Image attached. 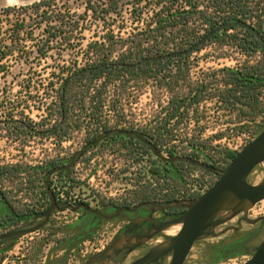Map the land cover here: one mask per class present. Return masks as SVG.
I'll return each instance as SVG.
<instances>
[{"label":"rangeland","instance_id":"rangeland-1","mask_svg":"<svg viewBox=\"0 0 264 264\" xmlns=\"http://www.w3.org/2000/svg\"><path fill=\"white\" fill-rule=\"evenodd\" d=\"M50 1L49 7L40 8L39 14L44 11L51 15L60 12L64 14L69 25L75 20H81V25L86 29L81 33H74L70 41L62 43L59 37L66 34L65 26L62 30L56 28V21L40 22L39 14L30 13L28 7L31 4L13 7V11L7 12L5 0H0V121L8 122L7 125L2 123L1 128L12 126L11 120L19 118L20 109L25 110V114L35 124H40L36 126V130H44L55 124L58 117L53 110L58 102L62 76H67L96 59L95 53H92L94 48H87V44L95 40L102 41L105 34H113L115 38H131L134 34H139L144 30L145 23L154 19V8L158 6L155 0H120V15H109L107 25L94 20L91 13L87 14L86 19L78 18L84 14L85 0ZM134 6L137 7L133 11ZM140 6H144L143 10L139 9ZM175 42H180V36L169 43L165 53L180 51V47L186 45H176ZM221 53L222 57H218ZM259 57V53L255 55V59ZM246 59L242 53L226 46L218 49L215 44L207 45L200 51L191 53L187 70L182 69L189 83L184 82V79L177 83L170 80L167 86L159 85L154 79L146 81L136 76H133V80L126 81L128 76L124 75L125 73L111 80L107 79L108 75L104 73L99 81L92 84L90 91L94 93L95 88L107 81L102 95L103 111L96 115L79 113L78 110L71 113V117L67 119L70 126L65 134L66 139L59 142V132L49 136H16L9 133L12 137H0V164L19 163L27 168L25 173L3 178L0 181V189L6 192L14 208L24 207L30 211L36 209L43 212L49 205V196L47 192L44 195L39 193L41 185L44 184L41 179L43 175L34 172L33 166L44 164L52 158L60 163L68 162L74 153L82 150L81 146L85 141L100 132L96 131L105 123L136 129L155 128L160 119L170 114L168 104L176 96L182 98L187 95L183 103L184 109H179V112L184 113L173 117L167 128H172L173 134L180 138L184 135H196L207 141L203 143L206 144L205 147L197 148L195 153L198 158L195 160L207 164L225 163L224 149H239L245 141L256 136L264 125V112L255 120H251L215 96L219 89L224 88L222 78L226 70L239 69ZM120 60L121 50H117L107 62ZM176 67V61L172 60L158 75H173L176 73ZM260 96L264 105V89ZM46 107L52 115L47 114L44 110ZM243 125L244 127H240ZM1 132L6 135L8 130ZM221 133L226 137L217 140L215 136ZM110 142L103 141L91 147L73 168L70 167L65 177L52 175L50 188L70 197L71 200L84 199L90 205H96L97 202L105 201L135 202L132 193L135 189L147 192L150 198H160L164 194L170 195L171 192L175 195L183 189L197 190L199 184L218 177L206 169L184 162L178 166L183 176L179 182L164 177L158 178L155 173V170L160 168L156 162L158 158L149 147L125 142V147L116 145L114 148ZM167 148L172 150L174 156H188L192 152L191 146L178 141L171 142ZM162 155L170 158L167 149L162 151ZM20 177L25 179L21 180ZM263 178L264 162L258 164L247 179L249 183L257 184ZM28 179L35 180L33 185L27 183ZM60 204L63 202L60 201ZM259 204L258 211L264 214V199ZM255 210L250 212L252 219L258 215ZM81 212L82 210L54 211L48 223L38 231L0 241V264H82L93 254L94 249L110 242L118 221H104L98 228L90 231L93 232L91 236L80 237L69 244L74 232L85 231L80 222L77 225L74 221ZM9 216L10 210L0 203V220ZM38 220L34 217L24 224L16 225L17 228L27 227ZM235 220L236 217L216 227L215 236L210 235L195 241L183 264H243L251 252L240 250L257 246L264 239V227L260 230V225L244 222L241 224V231L229 230L221 234L223 228L235 224ZM10 229V226L6 229L0 227V233ZM178 229V225L170 227V236ZM219 234L221 235L218 236ZM239 236L243 239L240 244L230 246L229 252L219 254L225 244ZM7 246L9 250L1 252ZM137 253L138 251L132 253L128 261Z\"/></svg>","mask_w":264,"mask_h":264},{"label":"trees","instance_id":"trees-1","mask_svg":"<svg viewBox=\"0 0 264 264\" xmlns=\"http://www.w3.org/2000/svg\"><path fill=\"white\" fill-rule=\"evenodd\" d=\"M50 3V0H40L31 4L28 9L31 10L30 13L32 12L37 15L39 14L40 8L43 6L49 7ZM155 3L158 6L154 8V19L146 22L144 30L140 31L139 34H134L131 38H115L113 34H105V36H102V41L95 40L87 44V48H94L92 53H95L96 59L86 66L78 68V70L73 71L69 75L62 76L58 89V102L53 110L58 117L55 124L44 130H36V126L40 124H35L25 114V110L20 109L18 110L19 118L11 120L13 122L12 126L1 128L2 123L7 125L8 122L0 121V137H12L9 133L16 136H32L36 134L49 136L59 132L57 136L61 137L59 140L61 142L62 139H66L65 134L70 126L67 123V119L71 117V113L75 110H78L79 113H91V115H96L101 110L103 111L104 98L102 95L103 89L108 84L107 81L103 82L99 88H95L94 93L90 91L93 86L92 84L99 81L104 73H107V79L111 80L113 78L117 79V77H121L125 73L124 75L128 76L126 81L133 80V76H136L142 77L146 81L148 79H154L162 86H167L170 80L172 83H177L180 79H184V82L187 83L188 80L184 75L185 72H182V69L184 71L187 70V62L190 54L195 51H200L210 44H215L218 49L226 46L233 51L236 50L242 53L247 58L239 69L226 70L227 72L222 78L224 88L219 89L215 96L227 106L237 109L240 115L248 117V119L255 120L258 115L263 113L264 105L261 103L260 95L264 89V53L262 52L264 48V0H155ZM135 7L137 6H134L133 11L136 10ZM143 8L144 6H140L139 9L143 10ZM13 10V7L6 9L7 12ZM88 13H91L94 20H99L103 24L108 25L107 18L109 15L115 14L119 16L121 13L120 0H85L84 14L79 15L78 18L86 19ZM39 15L41 16L40 22L46 21L48 23L50 21H56V28L62 30L65 29L63 28L64 26L67 28L66 34H61L59 37L62 43L70 41L74 33H81L83 29H86L83 24L81 25V20H75L72 25H69L68 20L64 18V14L60 12L51 15L44 11L43 14ZM246 26L255 29L260 38ZM177 36H180V42H175V44H186L185 47H180V51L177 52L165 53L166 47ZM55 37L56 35L53 36L54 39ZM204 37L206 39L199 44L198 42ZM123 49L125 51H122ZM117 50H121V60L112 63L107 62L112 53ZM258 53L260 57L259 59H255V55ZM218 57H222V53ZM172 60H175L177 63L176 73L169 76L166 74L158 75V72L165 69ZM186 96L182 98L176 96L170 100L168 104L171 109L170 114L160 119L155 128L146 129L140 127L137 128L136 133L141 134L154 143L161 152L167 149L170 157L174 155L172 150L167 148V145L176 141L186 143L192 147V152L188 156L196 159L198 158L195 153L197 148L199 146L205 147L206 144L203 143L207 141L203 138L201 139V136L196 135H184L180 138L173 134L172 128H167V125L171 123L170 121L173 117L184 113L179 112V109L180 107L184 109L183 103L185 102ZM44 110L48 115H52V112L47 107ZM239 121L241 122V120ZM77 127H79V124H77ZM116 127L118 126L105 123L96 132L103 131L106 133L113 130L119 135L116 132L118 130ZM240 127H244V125ZM4 129L8 130L6 135H3L1 132ZM119 136L120 138L124 137L122 135ZM215 137L217 140H221L226 136L221 133ZM132 140V142L140 143L144 148L148 147L136 138ZM128 141L130 140H125V142ZM223 151L225 159L233 158V151L228 149H224ZM156 162L160 166V168L155 170L156 177L173 179L174 182H179L183 178L178 170V166L184 162L174 161L173 163L167 164L159 159ZM58 164L59 162L52 158L46 160L44 164L33 166L32 169L34 172L37 171L39 175H43L41 179L44 182L47 172L51 168L58 166ZM188 165L190 164L188 163ZM212 165L216 167V164L213 163ZM26 169V167H22L19 163L0 164V181L5 177L25 173ZM31 175L29 174V176ZM20 179L24 180L25 178L20 177ZM34 181V179H28L27 183H32L33 185ZM39 191L41 195L46 193L44 184L41 185ZM132 193L134 194L135 201L150 198L149 194L144 191L135 189ZM166 198H170V195L164 194L157 199ZM0 203L4 204L8 210L13 209L12 212L20 216L24 212L30 211L24 207L14 208L6 192L1 189ZM0 223L4 226L6 221L0 220ZM4 241L2 240V242ZM8 250L9 246L4 247L1 252ZM1 261L2 257H0V263Z\"/></svg>","mask_w":264,"mask_h":264},{"label":"water","instance_id":"water-1","mask_svg":"<svg viewBox=\"0 0 264 264\" xmlns=\"http://www.w3.org/2000/svg\"><path fill=\"white\" fill-rule=\"evenodd\" d=\"M246 27L252 30L253 33L260 38L255 29H252L250 26ZM205 39L206 37L201 39L198 43H202ZM262 52L264 53V48L262 49ZM112 132L114 131L110 130L106 132V134L92 139L90 143H87L82 148V150L74 153L66 164L51 168L47 172L44 180L45 190L49 196V205L46 210L36 216L39 220L35 224L0 233V241L11 238L14 239L38 231L48 223L49 218L54 211L63 212L65 210H70L71 212H77L82 210L83 213L88 212L103 219H111L115 217L116 215L103 214L100 210L92 208L82 202L75 205L70 203L59 205L49 186V180L53 173L69 169L73 165L76 157L85 153L89 145L101 141ZM116 132L140 140L148 146L154 152L155 156L162 162H186L198 168L206 169L218 176L210 188L199 196L189 199L174 200L171 203L159 206V210L180 207L184 209L159 228V230H162L178 225V231L165 241L150 248L146 254L129 264H151L156 261L158 257L167 254H170V260L167 264H183L195 241L210 235L215 236L216 227L230 221L241 213L247 212L257 202L264 199V178L257 184H251L247 179L250 172L258 164L264 162V125L252 140L246 143L239 151L234 153L233 158L224 169H219L212 164L197 161L189 156L164 157L154 143L141 134L131 130L122 129H118ZM151 203L155 204L156 202ZM143 204L145 203L138 204L137 206H142ZM122 210L131 211L132 208L119 207L117 209L118 212ZM157 232L148 235L143 241L149 239ZM121 245V240L114 241L101 251L92 254L82 264H108L105 261H97L120 249ZM243 264H264V240L256 247L255 252Z\"/></svg>","mask_w":264,"mask_h":264},{"label":"flooded vegetation","instance_id":"flooded-vegetation-1","mask_svg":"<svg viewBox=\"0 0 264 264\" xmlns=\"http://www.w3.org/2000/svg\"><path fill=\"white\" fill-rule=\"evenodd\" d=\"M116 128L122 129V130H124V129L125 130H131V131H135V132L137 130L136 128H129L127 126H125L123 128H120V127H116ZM103 134H106V133L101 131L99 134L92 137L90 140L85 141L83 143V145L81 146V148H83L87 143H90L91 140L96 138L98 135H103ZM119 135H122L124 137L120 138ZM119 135H117V133H115V132H112L111 134H109L105 138H103L101 141H98L96 143L89 145L87 147L85 153L91 147L96 146L97 144H99L103 141H109V140L111 141L110 145L114 148L116 147V145H119L120 147H122V146L125 147V140H130L129 142H126V143H130L131 145L137 144L138 146L141 147L140 143L132 142L133 141L132 139L134 137L128 136V138H127V135H124L121 133H119ZM118 141H120V142H118ZM85 153L80 155V157H76V159L72 165V168L79 161V159H81V157L83 155H85ZM65 163H67V162L65 161L63 163H59L58 166H60V165L62 166ZM167 164H169V163H167ZM70 169L71 168L63 170V171H58V174L60 176H65L67 174V172L70 171ZM170 169H171V167H170ZM172 195L174 196V194L171 192L170 198H166V199L147 198V199H140L139 201H135V202L123 201V202L116 203L113 201H105V202H97L96 205H90L87 201L82 202V203H85L86 205H88L92 208L100 210L103 214H108V215L113 214L116 216L111 218V219H103L97 215H94V214H91L88 212L83 213V211H82L81 213L78 214L77 217H75L74 221L77 225L80 222L81 223L80 225H83V228L85 231L74 232V234H72V236L69 240V244L78 240L80 237L91 236V234L93 232H90V231L98 228V226H100L102 224V222H104V221H108V220L118 221L117 227H116V229H114V233H113V236L111 237L110 242L106 243L101 248L94 249L93 254L101 251L108 244H110L114 241H117V240H121L122 245H121L120 249L114 251L109 256H105V257L99 259L97 262H104L105 261L108 264H119V263L129 264L132 261L142 257L153 246L165 241L166 239H168L170 237V232H169L170 227L162 229V230H159V228L165 222L169 221L173 216H175L176 214H178L184 210L182 207L159 210V206L171 203L172 201L176 200V198H174ZM151 202H156V203L152 204ZM141 203H145V204H143L142 206H137L138 204H141ZM259 203H261V200L259 202H257L252 208H250L247 212L243 213L242 215L241 214L237 215L236 220H235V224L225 226L223 228V232H221V234H224L225 232H227L229 230H232L235 232L241 231L242 230L241 224L244 222L249 223L250 225L258 224V225H260L259 226L260 230L263 229V227H264V214H260V212L258 211L260 209ZM119 207H129V208H132V210L131 211L122 210V211L118 212L117 209ZM45 210H46V208H45ZM252 210H255L258 213V215L254 216L253 219L250 218V212ZM12 211H13V209H10V216L5 219L6 224L4 226H2L0 223V227H3L4 229H6V227L10 226L11 229H15L18 227V225H16V224H18V223L24 224V223L28 222L31 218H34L37 215H40L42 212V211L39 212L38 210L34 209V210L29 211V212H24V214L22 216H20V215H17V213L12 212ZM155 232H157V233L152 235L149 239L143 241L145 237H147L148 235H151ZM221 234H219L218 236H220ZM242 241H243L242 236H239V237L231 240L230 242H228V244L224 245L223 249L219 252V254L222 255L225 251L229 252V250H231L230 246H233V245L237 246ZM141 242H143V243H141ZM257 246L251 247V249L240 250V251L251 252V254L249 256V258H250L251 255L255 252V249ZM232 250H234V249H232ZM137 251H138V253L136 254V256L128 261V258L130 257V255L134 252H137ZM235 251H236V253L238 252L237 250H235ZM232 254H234V252ZM249 258H247V260ZM169 260H170V254H167V255H163L162 257H158V259L151 264H167L169 262ZM245 261H243V263Z\"/></svg>","mask_w":264,"mask_h":264},{"label":"built area","instance_id":"built-area-1","mask_svg":"<svg viewBox=\"0 0 264 264\" xmlns=\"http://www.w3.org/2000/svg\"><path fill=\"white\" fill-rule=\"evenodd\" d=\"M118 127L122 128V127H125L126 125H117ZM255 137V136H254ZM253 137V138H254ZM253 138H249V140L245 141L244 144H242L240 146L239 149L237 150H233L231 149V151H233L234 153L236 151H239L246 143H248L250 140H252ZM226 162L225 163H219V162H213L214 164H216V167L219 168V169H224L228 163L230 162L231 159L227 158H223ZM60 163V162H59ZM212 163V164H213ZM66 164V163H65ZM64 165V164H63ZM61 166V165H60ZM54 174H58V171L53 173L52 175ZM68 174V173H67ZM66 174V175H67ZM51 175V177H52ZM215 175V174H214ZM216 176V175H215ZM50 177V179H51ZM65 177V176H64ZM217 179V178H216ZM215 178L212 179V180H206V182H204L202 185L199 184V188L197 190L195 189H183V190H179L175 195H174V198H176V200H182V199H189V198H194V197H197L199 196L200 194L204 193L208 188H210V186L215 182L216 180ZM45 180V179H44ZM50 181V180H49ZM50 186V185H49ZM52 190V189H51ZM52 192L54 193L55 197H56V200H57V203L59 204V202H63V203H70L72 205H75L77 204L78 202L80 201H84V199L82 200H71L70 197H65L63 196V194L61 193H58L56 192L55 190H52Z\"/></svg>","mask_w":264,"mask_h":264},{"label":"clouds","instance_id":"clouds-1","mask_svg":"<svg viewBox=\"0 0 264 264\" xmlns=\"http://www.w3.org/2000/svg\"><path fill=\"white\" fill-rule=\"evenodd\" d=\"M38 2V0H5V5L8 7H20Z\"/></svg>","mask_w":264,"mask_h":264}]
</instances>
